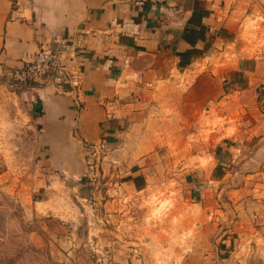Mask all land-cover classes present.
<instances>
[{
  "label": "crops",
  "instance_id": "obj_1",
  "mask_svg": "<svg viewBox=\"0 0 264 264\" xmlns=\"http://www.w3.org/2000/svg\"><path fill=\"white\" fill-rule=\"evenodd\" d=\"M252 2L259 4L258 0H166L158 5L142 0H22L14 9L12 0H0V120L19 115L23 125L20 152L11 159L19 171H4L0 178L20 180L22 185L14 190L79 188L89 169L86 150L102 140L112 151L113 162L125 159L131 130L127 114L133 106L129 101L148 86L166 81L172 72L205 61L210 68V56L225 52L247 17L257 16ZM47 45L68 55L78 73V87L34 83L12 92L10 73ZM263 50L243 57L234 67L229 76L234 91L242 83L259 94ZM181 96L186 111L197 114L210 101V74L198 78ZM119 108L123 118L114 114ZM213 162L211 168L187 173L183 184L198 212L192 263L264 264L261 120L237 137L220 141Z\"/></svg>",
  "mask_w": 264,
  "mask_h": 264
},
{
  "label": "rangeland",
  "instance_id": "obj_2",
  "mask_svg": "<svg viewBox=\"0 0 264 264\" xmlns=\"http://www.w3.org/2000/svg\"><path fill=\"white\" fill-rule=\"evenodd\" d=\"M258 1L251 3L257 16L247 17L225 52L210 56V68L205 61L172 72L129 101L126 160L113 162L107 148L93 183L14 190L20 180L0 178V264H194L199 221L185 196L186 174L213 167L226 137L260 120L264 131L262 97L242 83L234 91L229 80L240 59L264 49ZM206 73L210 101L191 115L181 95ZM20 118L0 120V174L19 171L11 159L20 152Z\"/></svg>",
  "mask_w": 264,
  "mask_h": 264
},
{
  "label": "built area",
  "instance_id": "obj_3",
  "mask_svg": "<svg viewBox=\"0 0 264 264\" xmlns=\"http://www.w3.org/2000/svg\"><path fill=\"white\" fill-rule=\"evenodd\" d=\"M22 0H12V6L14 9L20 7ZM152 5H158L164 3L166 0H142ZM63 51L55 49L53 46H41L22 67L14 69L10 73V82L8 86L12 92L29 86L34 83L43 85L54 83H67L71 87L77 88L78 73L70 65L68 55H64ZM259 95L264 102V83L259 87ZM107 143L101 141L95 146H89L87 148L88 156V172L86 178L91 183L94 180V176L98 173V161L102 154L107 152Z\"/></svg>",
  "mask_w": 264,
  "mask_h": 264
}]
</instances>
